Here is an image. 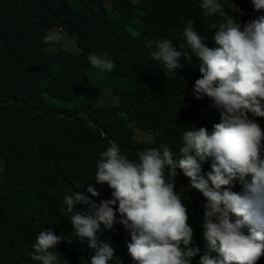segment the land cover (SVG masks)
I'll return each mask as SVG.
<instances>
[{"label":"clouds","instance_id":"9594fccd","mask_svg":"<svg viewBox=\"0 0 264 264\" xmlns=\"http://www.w3.org/2000/svg\"><path fill=\"white\" fill-rule=\"evenodd\" d=\"M245 2L199 0L205 15L221 18L210 25V45L190 19L182 29L188 51L167 38L148 42L162 79L187 76L191 102L218 112L201 114L181 144L169 127L167 140L135 128V137L140 130L149 138L136 137L147 143L133 160L115 142L96 152L85 191L65 193L55 214L58 199L45 202L54 221L33 242L13 238L31 264H258L264 257V120H256L264 117V0ZM253 11L258 16L238 20ZM101 53H90L89 63L111 70L115 58Z\"/></svg>","mask_w":264,"mask_h":264},{"label":"trees","instance_id":"16d2710c","mask_svg":"<svg viewBox=\"0 0 264 264\" xmlns=\"http://www.w3.org/2000/svg\"><path fill=\"white\" fill-rule=\"evenodd\" d=\"M237 16L242 22L258 14ZM189 19L203 42L213 43L210 25L221 18L205 15L199 0H110L109 7L104 0H0V264H31L13 238L33 242L54 221L45 202L58 199L55 214L65 193L85 191L93 155L109 142L133 160L147 143L135 128L167 140L169 127L181 144L182 131L199 126L201 114L218 112L191 102L187 76L164 80L151 60L148 42L160 38L188 51L182 29ZM54 26L74 36L77 52L44 39ZM101 52L115 58L111 70L89 63L90 53ZM105 84L117 101L98 105ZM104 193L101 182L96 200Z\"/></svg>","mask_w":264,"mask_h":264},{"label":"rangeland","instance_id":"374dc122","mask_svg":"<svg viewBox=\"0 0 264 264\" xmlns=\"http://www.w3.org/2000/svg\"><path fill=\"white\" fill-rule=\"evenodd\" d=\"M107 4V6H110V0H104ZM134 3L139 2V0H132ZM51 35L55 34L56 39L55 42L59 44L60 47L69 48L72 50V52H77L78 47L75 44L74 38L72 35L67 34L65 31L58 27H52L50 31ZM51 50H55V46L51 47ZM117 97L113 95L110 91V87L107 86L103 89L102 94L99 98L98 105H111L116 103ZM136 137L142 138V139H148L149 135L145 134L144 132L140 130H136Z\"/></svg>","mask_w":264,"mask_h":264},{"label":"bare ground","instance_id":"6f19581e","mask_svg":"<svg viewBox=\"0 0 264 264\" xmlns=\"http://www.w3.org/2000/svg\"><path fill=\"white\" fill-rule=\"evenodd\" d=\"M258 119H263L264 120V117H257L256 120H258ZM262 141H264V140H262Z\"/></svg>","mask_w":264,"mask_h":264}]
</instances>
